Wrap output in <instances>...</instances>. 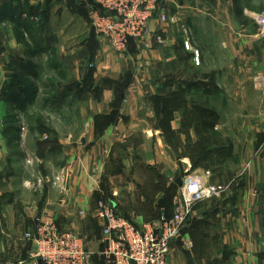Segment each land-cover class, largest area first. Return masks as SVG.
<instances>
[{
  "label": "crops",
  "instance_id": "obj_1",
  "mask_svg": "<svg viewBox=\"0 0 264 264\" xmlns=\"http://www.w3.org/2000/svg\"><path fill=\"white\" fill-rule=\"evenodd\" d=\"M188 1L170 0L168 23L157 18L149 23L147 38L162 35V46L147 49L131 40L117 53L90 26L92 0H0L1 8L19 9L13 18L0 10V245L18 243L23 229H34L35 217L46 216L61 231L80 236L95 254L94 263L106 264L98 256L103 246L94 207L99 198L142 227L172 213L178 177L196 175L230 189L217 206L207 207L214 198L195 207L167 264H202L200 250L207 262L224 254L223 264H264V37L244 24L264 10V0L260 5ZM206 17L223 27L205 30V36L216 38L207 45L210 65H205L207 49L197 46L201 63L195 66L179 32L181 25L197 32ZM18 19L33 25L43 52L26 53L15 32ZM29 62L37 70L35 104L45 96L37 85L39 71L50 74L42 85L48 79L55 84V104L48 111L55 109L63 123L53 126L57 137L50 145L32 129L20 133L17 143L5 134L14 108L3 89L15 64ZM50 63L64 76L51 71ZM208 66L217 73L204 76ZM34 112L31 104L21 116ZM26 157L50 170L65 169L62 188H49L44 196L23 189L25 178L12 166L27 167ZM206 213L210 217L203 220ZM204 221L210 236L199 238ZM0 255V264H32L25 256L17 263Z\"/></svg>",
  "mask_w": 264,
  "mask_h": 264
},
{
  "label": "built area",
  "instance_id": "obj_2",
  "mask_svg": "<svg viewBox=\"0 0 264 264\" xmlns=\"http://www.w3.org/2000/svg\"><path fill=\"white\" fill-rule=\"evenodd\" d=\"M91 28L110 50L122 53L131 40L145 42L149 23L157 18L168 23L167 4L170 0H92ZM260 32L264 36V11L257 18ZM186 37L182 43L185 51L192 55L194 65H200V52ZM151 38V37H149ZM163 41V40H162ZM157 38V42H162ZM163 44V43H162ZM21 133L25 131L19 122ZM26 163L31 160L26 158ZM208 174V173H207ZM63 174L52 178L39 179L38 185L47 184L61 189ZM230 185L211 184L201 176L185 177L173 199L170 215L162 213L154 220L138 227L117 212L112 202L99 198L94 207V218L101 230L102 250L98 256L106 264H167L171 247L180 237L185 225L193 219L195 207L225 194ZM100 192V191H99ZM82 215V212H80ZM32 233L26 238L33 244L31 258L38 264H92L95 254L88 249L83 239L67 231H61L49 217H35ZM191 246L190 240H185Z\"/></svg>",
  "mask_w": 264,
  "mask_h": 264
},
{
  "label": "rangeland",
  "instance_id": "obj_3",
  "mask_svg": "<svg viewBox=\"0 0 264 264\" xmlns=\"http://www.w3.org/2000/svg\"><path fill=\"white\" fill-rule=\"evenodd\" d=\"M261 2L263 3V0H257L256 5H260L259 3H261ZM188 3H193L194 4L195 3V0L188 1ZM93 7H95V4L94 3H93ZM257 16L254 19L248 20V22H244L245 27L246 28H251V29H257V30H259V27H258V24H257V20H256ZM43 20H45V17L43 18ZM203 20L204 21H202L201 24L197 25V27H196L198 29L197 32L192 31V30H194V27L190 28L187 25H181V30H180L179 33L182 35L183 41H184L186 35L183 32V30L184 29L187 30L188 37L191 40L192 45L194 46V48H197V46H204L207 49L206 50V53L204 55V57L206 56V59H205L206 60V63H205V65H210L209 64V60H210L211 52L209 51V49H208L209 47L208 46L209 45H212L215 42L216 38L215 37L205 36L204 35V32H205V30H207V28H209L210 30H212V29H214L216 27L222 28L223 27L222 26V23L223 22L217 21V20L216 21L215 20H212L209 17L203 18ZM224 24H227V22H224ZM90 26H91V24H90ZM224 27H227V26H224ZM157 38H160L161 41L163 40L162 35H157V36H154L153 38H146L145 39V42H148L149 43V46H150L149 48H152V46L154 44L155 45H158V46H162L163 41L161 43H158L157 42ZM226 40H228V38H226ZM183 41H182V43H183ZM143 43L144 42H142V45H143ZM225 44H226V42H225ZM183 50H184V48H183ZM185 52H187V51H185ZM92 53H94V52H92ZM187 53L189 55L191 54L190 52H187ZM190 57H191V55H190ZM185 60H186V56H185ZM191 61H192V59H191ZM186 71L189 72L191 75L194 74V71L193 70L188 69ZM204 71H206V72H204V76H213V75H215L217 73V71H215L216 73L215 72L212 73L213 70L212 69H209V66H208V68H204ZM218 71H219V73L222 72V70H218ZM242 73H243V70H236V74L237 75L238 74H241L243 76ZM49 75L50 74H48V73H44L43 70H40L39 71V73H38V80H37L38 87H41V89L44 90V84L42 85L41 81L42 80H45L46 78H49L50 77ZM244 76H245V73H244ZM42 78H44V79H42ZM31 82L32 83L33 82L35 83V79H33V81H31ZM45 97L47 98L48 96H45ZM239 102H237L236 104L238 105ZM31 104L34 105L35 112L32 115H28V116H26V114L21 116V114H24V113L19 112V113H17V116H18L17 119L19 120V122L24 123L25 129H32V131L35 132V133L33 132L34 133V136L35 135H37V136H43L42 142H44V144L47 142L50 145V143L53 141V139H55V137H57V132L55 131V128L53 126L56 127L57 125H61L63 123V120H62L63 118H61V116L59 117L56 114L55 109L52 110V111H48V110H50V106H52V105L55 104L54 101L52 103H48L47 104L43 100H40V98H39V100H38V102H36V104L34 102L31 103ZM237 105H235V106H237ZM11 118H9V124L11 125V121L13 120L15 122L13 125L19 127V123L18 124L16 123L17 120L14 117L12 119ZM20 133H21V131H20ZM33 139L36 140L35 137ZM16 158H18V156ZM27 159L31 160V158H27ZM25 161H26V159H25ZM34 162H35V160H34ZM34 162L32 163V160H31L30 163H26L25 162V164H26L27 167H24V168L23 167H20V169L18 167L19 166L18 164H14L12 166V171H13V173L19 174L20 176L22 174L24 175L25 173H23V172L26 171L27 172L26 173L27 175L25 174L24 176L23 175L21 176V177H24L25 178V181L21 183L22 186H23V189L27 190L28 192H31L33 195H37V196L41 195V196H44V195H46L48 189L51 188V187L48 186L47 184H44L43 186H39L38 185V180L39 179H44L45 180L47 178L50 179V178H52V177H54L56 175H60V174H63V176H64L65 169H62L61 168L58 171H55L53 169L50 170V169H47V167H49V166H47L45 164H42V163H39L38 165H34ZM52 189L59 190L57 188H52ZM172 194L173 195L175 194V196H176L177 192L173 190V193ZM223 196H220V197L216 198L215 200H212L210 203L208 202L207 203V207L208 208H210V207L212 208L214 205L217 206L218 204H220L222 202V199L221 198ZM209 217L210 216L208 215V213H206L204 215V217H203V220L204 219L205 220H208ZM203 225L205 226V229H202L201 230V233H200V237L199 238L210 236L209 235V233H210V231H209V227H210L209 221H204V224ZM33 230L32 231H28V229H27V231H26V230L23 229L22 236L20 237L18 243H13L12 244V243H8V242L4 241L0 245L3 248V250H1V248H0V253H2L3 256L6 257L7 261H10L11 260L12 262L15 261V262L18 263V261L22 258V256H25L27 258V260H30L31 261L32 264H38L37 262L33 261L32 258L30 257L31 256V253L34 250V246L26 238V235L29 234V233H32ZM95 239H96V237L92 238L91 241H94ZM26 240L29 241V244L31 246L27 245V241ZM94 245H92L90 247H94ZM87 246H89V245H87ZM16 248H18V250H19L18 253H17ZM95 249H98V248H95ZM189 250L191 251V247H190ZM200 254L203 255L202 256V258H203L202 259V264H223V261L225 259V255L223 254V255H220V256H215V257H213L214 260L211 261V259H210V261L207 262L205 260L206 259V256H205L206 255V251L205 250H200ZM0 257H2V256L0 255ZM92 264H96V263H94V260H93Z\"/></svg>",
  "mask_w": 264,
  "mask_h": 264
},
{
  "label": "trees",
  "instance_id": "obj_4",
  "mask_svg": "<svg viewBox=\"0 0 264 264\" xmlns=\"http://www.w3.org/2000/svg\"><path fill=\"white\" fill-rule=\"evenodd\" d=\"M5 7L6 9L4 10ZM0 10L1 14L5 18L8 17V15L10 18H13L19 12L18 8H7V5H4L3 8L0 7ZM44 26L45 22L41 24L42 28H44ZM14 27L17 40L25 47V51L29 56H34L38 51H44V49L40 47V41L36 34L33 33L34 28L31 23L22 22L18 19L14 20ZM49 67L51 71L56 72L59 76H64V73L61 69L59 70V66L57 64L50 63ZM36 77L37 70L33 64L30 62L26 64L16 63L15 67H13V77L11 78L10 83L5 85L3 89V97L14 108V113L10 115V118L13 116L17 120V124L19 123V120L17 119V113H25L26 107L34 102V99L37 95V86L29 80L36 79ZM44 90L46 92L44 95L48 97L46 98L44 96L42 100L47 104L55 101V97L53 95L56 88L52 80H47L44 83ZM14 123L15 122L12 120L11 125L8 124L5 134L8 135V140L10 142L17 143L20 139V130L19 127L13 125Z\"/></svg>",
  "mask_w": 264,
  "mask_h": 264
},
{
  "label": "water",
  "instance_id": "obj_5",
  "mask_svg": "<svg viewBox=\"0 0 264 264\" xmlns=\"http://www.w3.org/2000/svg\"><path fill=\"white\" fill-rule=\"evenodd\" d=\"M181 177H178L177 179H176V181H175V184L178 186V187H180L181 186Z\"/></svg>",
  "mask_w": 264,
  "mask_h": 264
}]
</instances>
